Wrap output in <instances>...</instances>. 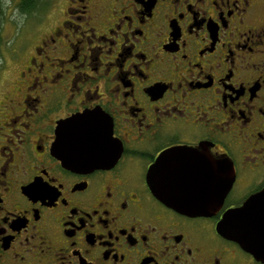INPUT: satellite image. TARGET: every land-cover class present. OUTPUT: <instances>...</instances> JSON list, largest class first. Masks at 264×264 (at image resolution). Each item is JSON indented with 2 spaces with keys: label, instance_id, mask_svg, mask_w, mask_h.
Returning a JSON list of instances; mask_svg holds the SVG:
<instances>
[{
  "label": "flooded vegetation",
  "instance_id": "af4514ba",
  "mask_svg": "<svg viewBox=\"0 0 264 264\" xmlns=\"http://www.w3.org/2000/svg\"><path fill=\"white\" fill-rule=\"evenodd\" d=\"M5 9L25 21L0 94V264H264L216 230L264 189V0ZM84 112L98 117L96 159L68 167L56 129ZM211 160L234 169L212 214L179 213L150 189L215 187L178 182ZM37 178L51 191L37 192Z\"/></svg>",
  "mask_w": 264,
  "mask_h": 264
},
{
  "label": "water",
  "instance_id": "95a60500",
  "mask_svg": "<svg viewBox=\"0 0 264 264\" xmlns=\"http://www.w3.org/2000/svg\"><path fill=\"white\" fill-rule=\"evenodd\" d=\"M98 117L84 112L61 120L56 129L54 152L63 165L81 168L95 161L90 150L91 135H98L88 122ZM86 132H89L88 134ZM160 161L156 164L159 165ZM178 176V182L209 183L215 187H150L153 194L169 208L188 215H209L218 210L232 187L234 169L228 160H214L209 169L197 175ZM217 232L236 242L255 260L264 263V189L248 197L237 208L228 209L217 223Z\"/></svg>",
  "mask_w": 264,
  "mask_h": 264
},
{
  "label": "rangeland",
  "instance_id": "374dc122",
  "mask_svg": "<svg viewBox=\"0 0 264 264\" xmlns=\"http://www.w3.org/2000/svg\"><path fill=\"white\" fill-rule=\"evenodd\" d=\"M13 3V0H0V59H6V65L0 64V94L11 87V82L15 79L14 70L17 67L11 58L9 48L14 46L15 29L18 24H22L24 18L12 10L5 9L6 5ZM1 62V60H0ZM4 63V61H3ZM1 98V96H0Z\"/></svg>",
  "mask_w": 264,
  "mask_h": 264
},
{
  "label": "snow or ice",
  "instance_id": "6c2138e0",
  "mask_svg": "<svg viewBox=\"0 0 264 264\" xmlns=\"http://www.w3.org/2000/svg\"><path fill=\"white\" fill-rule=\"evenodd\" d=\"M37 192H49L51 191L50 189H48V186L45 182H43L42 180H40L39 178H37L35 184L32 186ZM53 195H56V193H52ZM3 231V228L0 227V232Z\"/></svg>",
  "mask_w": 264,
  "mask_h": 264
},
{
  "label": "trees",
  "instance_id": "16d2710c",
  "mask_svg": "<svg viewBox=\"0 0 264 264\" xmlns=\"http://www.w3.org/2000/svg\"><path fill=\"white\" fill-rule=\"evenodd\" d=\"M0 22H1V19H0ZM1 41V40H0Z\"/></svg>",
  "mask_w": 264,
  "mask_h": 264
}]
</instances>
